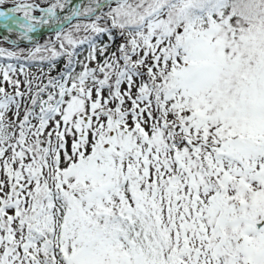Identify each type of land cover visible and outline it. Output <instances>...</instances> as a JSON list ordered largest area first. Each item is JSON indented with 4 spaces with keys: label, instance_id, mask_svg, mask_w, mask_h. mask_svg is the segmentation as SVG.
Returning a JSON list of instances; mask_svg holds the SVG:
<instances>
[{
    "label": "snow or ice",
    "instance_id": "obj_1",
    "mask_svg": "<svg viewBox=\"0 0 264 264\" xmlns=\"http://www.w3.org/2000/svg\"><path fill=\"white\" fill-rule=\"evenodd\" d=\"M5 5L0 264H264V0Z\"/></svg>",
    "mask_w": 264,
    "mask_h": 264
},
{
    "label": "rangeland",
    "instance_id": "obj_2",
    "mask_svg": "<svg viewBox=\"0 0 264 264\" xmlns=\"http://www.w3.org/2000/svg\"><path fill=\"white\" fill-rule=\"evenodd\" d=\"M7 6H11V5H5L3 7H7ZM3 36L4 35L0 36L1 37L0 38V46L1 47H9L10 48L11 46L6 41L3 40ZM10 39H16V36L13 34V35L10 36ZM40 39H43V37H40ZM25 43H28V42H26V41L23 42V44L21 46H27V44H25Z\"/></svg>",
    "mask_w": 264,
    "mask_h": 264
},
{
    "label": "water",
    "instance_id": "obj_3",
    "mask_svg": "<svg viewBox=\"0 0 264 264\" xmlns=\"http://www.w3.org/2000/svg\"><path fill=\"white\" fill-rule=\"evenodd\" d=\"M1 33H4L2 30H0Z\"/></svg>",
    "mask_w": 264,
    "mask_h": 264
},
{
    "label": "trees",
    "instance_id": "obj_4",
    "mask_svg": "<svg viewBox=\"0 0 264 264\" xmlns=\"http://www.w3.org/2000/svg\"><path fill=\"white\" fill-rule=\"evenodd\" d=\"M1 38V37H0ZM1 47V46H0Z\"/></svg>",
    "mask_w": 264,
    "mask_h": 264
}]
</instances>
